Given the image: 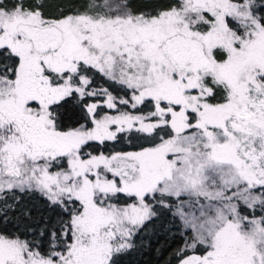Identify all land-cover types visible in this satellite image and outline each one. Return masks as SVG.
<instances>
[{
  "label": "snow or ice",
  "instance_id": "obj_1",
  "mask_svg": "<svg viewBox=\"0 0 264 264\" xmlns=\"http://www.w3.org/2000/svg\"><path fill=\"white\" fill-rule=\"evenodd\" d=\"M50 8L0 0V264H264V0Z\"/></svg>",
  "mask_w": 264,
  "mask_h": 264
},
{
  "label": "trees",
  "instance_id": "obj_2",
  "mask_svg": "<svg viewBox=\"0 0 264 264\" xmlns=\"http://www.w3.org/2000/svg\"><path fill=\"white\" fill-rule=\"evenodd\" d=\"M57 3L54 5L55 7H53V10L55 11L57 10ZM95 86L107 85L102 79H97ZM118 94L123 95V92H118ZM107 146L110 151L131 150L126 140H122L120 144H114L113 142H109L107 143ZM33 215L34 217H38L39 213L34 212ZM161 221L167 224V220H165V218L162 217ZM161 221H158V229L161 224ZM158 229L156 238L152 241V243H150V247L145 248L142 252L131 253L125 258V264H170V262L174 260L172 253L177 250L181 245V240L179 239V236L177 235L176 237H173L170 232H166L161 229L158 233Z\"/></svg>",
  "mask_w": 264,
  "mask_h": 264
},
{
  "label": "rangeland",
  "instance_id": "obj_3",
  "mask_svg": "<svg viewBox=\"0 0 264 264\" xmlns=\"http://www.w3.org/2000/svg\"><path fill=\"white\" fill-rule=\"evenodd\" d=\"M57 2H58V0H51V8H50V11L55 12V10H53V7H55L54 5H55ZM94 86H95V85H94ZM93 147H94V149H95L96 151L110 152V149L108 148L107 144L104 145V146L94 145ZM167 219H171L170 214H169V216H168ZM165 220H166V219H165ZM158 224H159V222L156 221V228H157ZM152 228H153V225H149V229L151 230ZM157 229H158V228H157ZM159 232H160V228L158 229V233H159ZM161 232H162V231H161ZM149 235H150V234H149ZM155 238H156V235H153V236L150 235V243H152V241H153ZM148 239H149L148 237L145 238V240H148ZM181 243H182V241H181ZM170 264H175V260H172V261L170 262Z\"/></svg>",
  "mask_w": 264,
  "mask_h": 264
}]
</instances>
